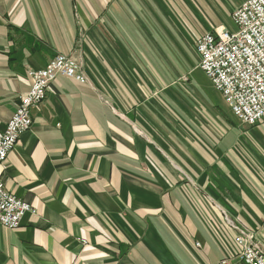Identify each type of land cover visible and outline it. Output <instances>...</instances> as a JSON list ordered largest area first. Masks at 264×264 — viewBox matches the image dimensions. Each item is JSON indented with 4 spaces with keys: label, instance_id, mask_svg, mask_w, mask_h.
Instances as JSON below:
<instances>
[{
    "label": "crops",
    "instance_id": "obj_1",
    "mask_svg": "<svg viewBox=\"0 0 264 264\" xmlns=\"http://www.w3.org/2000/svg\"><path fill=\"white\" fill-rule=\"evenodd\" d=\"M242 1L0 0L1 128L29 70L62 54L86 76L54 79L0 163L35 210L0 225V264H211L232 225L264 248V118L241 122L189 60ZM182 72L196 103L175 97Z\"/></svg>",
    "mask_w": 264,
    "mask_h": 264
},
{
    "label": "built area",
    "instance_id": "obj_2",
    "mask_svg": "<svg viewBox=\"0 0 264 264\" xmlns=\"http://www.w3.org/2000/svg\"><path fill=\"white\" fill-rule=\"evenodd\" d=\"M234 30L206 32L194 42L198 66L221 94L231 112L243 123L255 125L264 118V0H243L232 12ZM29 90L21 97L6 125L0 127V163L30 129L33 110L43 102L58 76L85 82L81 66L71 57L56 54L41 69L29 70ZM26 212L35 210L6 190L0 177V225L19 227ZM236 252L233 258L211 264H264V248L255 235L232 225Z\"/></svg>",
    "mask_w": 264,
    "mask_h": 264
},
{
    "label": "rangeland",
    "instance_id": "obj_3",
    "mask_svg": "<svg viewBox=\"0 0 264 264\" xmlns=\"http://www.w3.org/2000/svg\"><path fill=\"white\" fill-rule=\"evenodd\" d=\"M189 55H190L189 56V60H191V63L193 65L194 64L197 65V61H198V55H197V53H195V52H189ZM176 81H177V84H176L177 86L175 85L176 91H175L174 94H175V97L177 98V100L179 101V100H183V99L190 98V99H192L194 101V103H196L197 100H196V97L195 96L198 95V93H197L196 87L194 85V82H192V78H190V76H188V75H186V74H184L182 72V73H178L177 78H176ZM209 99L212 102L214 100L213 98H210V97H209ZM193 107L194 108H198L197 106H193ZM181 109L183 111L184 106L178 107V111L177 112H180Z\"/></svg>",
    "mask_w": 264,
    "mask_h": 264
}]
</instances>
